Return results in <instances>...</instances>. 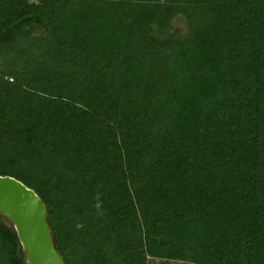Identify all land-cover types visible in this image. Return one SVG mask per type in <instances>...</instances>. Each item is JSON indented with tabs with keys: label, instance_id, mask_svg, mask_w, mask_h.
<instances>
[{
	"label": "trees",
	"instance_id": "trees-1",
	"mask_svg": "<svg viewBox=\"0 0 264 264\" xmlns=\"http://www.w3.org/2000/svg\"><path fill=\"white\" fill-rule=\"evenodd\" d=\"M0 176L64 264H264V0H0Z\"/></svg>",
	"mask_w": 264,
	"mask_h": 264
},
{
	"label": "water",
	"instance_id": "water-1",
	"mask_svg": "<svg viewBox=\"0 0 264 264\" xmlns=\"http://www.w3.org/2000/svg\"><path fill=\"white\" fill-rule=\"evenodd\" d=\"M46 212L32 189L0 176V215L13 227L26 264H64L54 248Z\"/></svg>",
	"mask_w": 264,
	"mask_h": 264
},
{
	"label": "rangeland",
	"instance_id": "rangeland-1",
	"mask_svg": "<svg viewBox=\"0 0 264 264\" xmlns=\"http://www.w3.org/2000/svg\"><path fill=\"white\" fill-rule=\"evenodd\" d=\"M175 26L176 27H178V28H180V29H182V28H184V25L182 24V23H178V22H176V24H175ZM149 264H166V262H163V261H158V260H155V261H149ZM169 264H185V263H169Z\"/></svg>",
	"mask_w": 264,
	"mask_h": 264
}]
</instances>
